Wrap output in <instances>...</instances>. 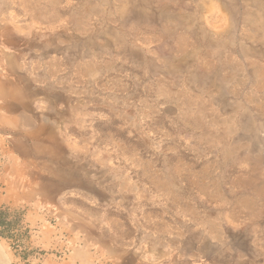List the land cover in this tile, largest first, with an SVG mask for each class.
I'll return each instance as SVG.
<instances>
[{
  "label": "rangeland",
  "instance_id": "374dc122",
  "mask_svg": "<svg viewBox=\"0 0 264 264\" xmlns=\"http://www.w3.org/2000/svg\"><path fill=\"white\" fill-rule=\"evenodd\" d=\"M4 52L89 94L90 216L126 249L106 264H264V0H0ZM56 222L0 264H70Z\"/></svg>",
  "mask_w": 264,
  "mask_h": 264
},
{
  "label": "crops",
  "instance_id": "0c3cea01",
  "mask_svg": "<svg viewBox=\"0 0 264 264\" xmlns=\"http://www.w3.org/2000/svg\"><path fill=\"white\" fill-rule=\"evenodd\" d=\"M2 57L7 61L0 70V205L29 206L30 226L54 216L56 233L85 243L70 252V264L124 257L126 249L105 235L110 223L90 216L100 204L90 196V186L104 185L100 179L90 185V114L84 108L89 94L76 81L41 77L45 68L11 66L15 52ZM52 229L44 226L45 245L56 242Z\"/></svg>",
  "mask_w": 264,
  "mask_h": 264
},
{
  "label": "trees",
  "instance_id": "16d2710c",
  "mask_svg": "<svg viewBox=\"0 0 264 264\" xmlns=\"http://www.w3.org/2000/svg\"><path fill=\"white\" fill-rule=\"evenodd\" d=\"M31 237V228L25 222L22 213L13 211L8 205H0V238L11 242L14 249L26 247V242ZM27 249V248H26ZM26 250H22L27 257Z\"/></svg>",
  "mask_w": 264,
  "mask_h": 264
},
{
  "label": "bare ground",
  "instance_id": "6f19581e",
  "mask_svg": "<svg viewBox=\"0 0 264 264\" xmlns=\"http://www.w3.org/2000/svg\"><path fill=\"white\" fill-rule=\"evenodd\" d=\"M263 25V24H262Z\"/></svg>",
  "mask_w": 264,
  "mask_h": 264
}]
</instances>
